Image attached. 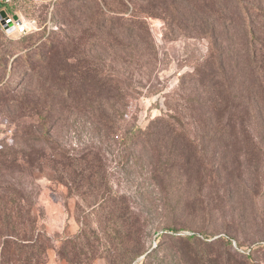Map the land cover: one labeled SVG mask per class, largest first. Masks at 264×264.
Wrapping results in <instances>:
<instances>
[{
    "label": "rangeland",
    "instance_id": "1",
    "mask_svg": "<svg viewBox=\"0 0 264 264\" xmlns=\"http://www.w3.org/2000/svg\"><path fill=\"white\" fill-rule=\"evenodd\" d=\"M5 8L0 264H264V0Z\"/></svg>",
    "mask_w": 264,
    "mask_h": 264
},
{
    "label": "trees",
    "instance_id": "2",
    "mask_svg": "<svg viewBox=\"0 0 264 264\" xmlns=\"http://www.w3.org/2000/svg\"><path fill=\"white\" fill-rule=\"evenodd\" d=\"M257 10L259 11L258 13H260V9L259 7L257 6ZM5 11L9 14V15H12L14 12H12L10 9L8 8H5ZM70 13H68L69 15ZM262 15V14H261ZM26 35H30V34H26ZM253 35H256V32H253ZM70 39V36L69 35H66V34H62V35H57L54 39H53V43L52 45L46 49L45 47H43L42 49H38L36 51H32V54L31 53H25V56H27L28 58V63L30 66H37L39 64V62L41 63H47L48 61H50L52 59V56L55 52V50L65 41V40H68ZM36 44V42L34 41V43H31L27 46H25V48H31L33 47L34 45ZM34 53V54H33ZM19 56V55H18ZM16 56V57H18ZM37 56H39V59H37ZM138 132H141L140 130H137ZM131 131H125L124 133L125 134H121V136L123 137L122 140L125 141V143H128V141H130L133 136L131 135H128ZM130 143V142H129ZM57 179V178H55ZM261 247V246H260ZM143 251L141 253H139L140 255H143ZM117 262H120V263H125L127 262V257L125 258H121L120 261H117ZM116 262H114L113 264H115Z\"/></svg>",
    "mask_w": 264,
    "mask_h": 264
},
{
    "label": "built area",
    "instance_id": "3",
    "mask_svg": "<svg viewBox=\"0 0 264 264\" xmlns=\"http://www.w3.org/2000/svg\"><path fill=\"white\" fill-rule=\"evenodd\" d=\"M15 23H12L15 26V30L14 32H16L19 35H25L27 33H29L30 31H33L34 29H36L35 25H33V23H26V22H19L17 20H15Z\"/></svg>",
    "mask_w": 264,
    "mask_h": 264
},
{
    "label": "water",
    "instance_id": "4",
    "mask_svg": "<svg viewBox=\"0 0 264 264\" xmlns=\"http://www.w3.org/2000/svg\"><path fill=\"white\" fill-rule=\"evenodd\" d=\"M8 16V13L5 11V10H2L1 13H0V19L2 18H6ZM14 19L15 20H18V16L17 15H14ZM3 25L5 26L6 30L8 33H11L15 30V26L11 23V25L9 26L5 20L2 21Z\"/></svg>",
    "mask_w": 264,
    "mask_h": 264
}]
</instances>
